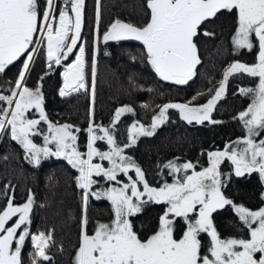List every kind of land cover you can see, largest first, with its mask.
<instances>
[{"label": "snow or ice", "instance_id": "6c2138e0", "mask_svg": "<svg viewBox=\"0 0 264 264\" xmlns=\"http://www.w3.org/2000/svg\"><path fill=\"white\" fill-rule=\"evenodd\" d=\"M63 5L58 8L56 0H45V8L41 11L39 0H0V74L21 62L8 94L0 92V134L10 135L11 140L23 148L26 159L36 166L49 157L64 159L78 173L76 182L83 190L85 206L89 196L111 202L113 219L109 223H98L91 234L87 230V216H83L74 264H264V207L253 211L235 205L222 191L224 180L220 170L222 163L230 161L235 166L236 176L258 173L264 180V138L257 140L264 136V0H145L147 18L141 25L119 19L113 22L103 34V41L140 42L156 75L176 85H185L196 75L197 65L201 63L196 42L201 26L222 11L236 16L237 28L232 38L235 47L248 50L258 47L257 62L251 66L239 62L231 64L214 95L202 105L191 106L190 102L164 104L153 116L150 129L139 122L133 123L128 130L129 143L123 147L117 143L110 128L90 122L86 130V152H81L77 144L76 133L81 130L67 123L50 121L41 86H27L34 56L46 44L49 69L75 56L64 65L59 95L64 97L81 90L88 91L85 47L79 43L85 0H63ZM96 5L98 26L100 0H96ZM203 35L214 33L205 30ZM77 48L78 53L74 52ZM234 73H246L259 81L255 89H240L241 94L252 96L247 109L239 113L246 135L223 151L208 152L209 166L200 171L192 162L177 164L169 161L164 167L170 170L173 182H164L160 187L150 186L143 170L124 154V149L135 145L138 136L153 135L166 121L169 109H178L188 124L220 123L213 120L211 114ZM91 75L94 97L95 59ZM33 111L38 113V118H31ZM133 111L127 105L117 108L111 127H115L122 115ZM42 123L47 126L46 134L41 128ZM36 136L43 137L42 146L34 142ZM97 141H106L108 151H101ZM97 159L100 162H94ZM103 161L109 166L106 167ZM133 171L135 179L129 176ZM121 174L130 182L120 187L93 190L99 183L93 177L120 184L118 176ZM149 202L163 204L165 209L157 230L141 239L131 218L141 213ZM33 203L34 197L29 191L23 205H14L13 198L8 197L0 209V264H23L22 249L29 238L33 246L31 264H51L48 249L53 242L52 233L34 234L28 227ZM225 206L235 209L248 229L247 239L220 237L212 216ZM177 219L185 226L179 237L175 234ZM201 233L211 238L206 255L202 254Z\"/></svg>", "mask_w": 264, "mask_h": 264}, {"label": "trees", "instance_id": "16d2710c", "mask_svg": "<svg viewBox=\"0 0 264 264\" xmlns=\"http://www.w3.org/2000/svg\"><path fill=\"white\" fill-rule=\"evenodd\" d=\"M56 4L58 8L64 6L63 0H56ZM39 6L43 11L45 0H39ZM96 10V0H85L79 43L85 47L88 91L81 90L64 97L59 95L63 87L64 65L73 61L75 56L49 69L46 44L35 54L27 79L29 88L41 86L44 108L50 121L56 124L67 123L81 130L76 133L81 152L87 151L86 130L90 122L110 128L117 143L123 147L129 143L128 130L131 123L139 122L150 129L153 116L159 113L160 106L164 104L190 102L196 106L202 105L214 95L225 70L231 64L241 62L250 66L257 62L258 47L252 50L235 47L232 38L237 28L236 16L222 11L201 26V34L196 40L201 63L197 65L196 75L187 84L176 85L156 75L147 62L140 42L103 41V34L117 19L141 25L147 18L145 0H100L98 26ZM56 16L58 20V12ZM205 30L214 35H203ZM74 52L78 53V48ZM93 59L96 64L94 97L91 75ZM20 68L21 62H16L0 74V92L8 94L7 90ZM258 82V78L246 73H234L227 81L226 94L220 98L211 115L213 120L220 123L205 121L203 124H188L177 110L169 109L166 121L156 128L154 134L141 136L135 145L124 149V154L140 166L150 186L160 187L164 182H172L170 170L164 167L169 161H193L200 164L208 160V152L221 151L246 135L239 113L247 109L252 96L241 94L240 89H255ZM125 105L134 111L122 115V120L112 128L116 109ZM30 116L38 118V113L33 111ZM41 128L46 134L47 126L42 123ZM33 139L38 145H43L42 136ZM97 147L101 151H108L106 141H97ZM129 174L135 175L134 172ZM77 175V171L62 158L42 159L41 164L36 166L26 159L23 148L11 140L10 135H4L0 140V209L5 206L8 197L13 198L14 205L25 203L31 191L34 203L28 227L31 233H52L53 242L48 249V255L52 257L51 264H74L81 220L85 214L90 234L98 223L113 219L109 200L89 196L87 205L83 204V190L77 186ZM226 179L222 191L235 205L253 211L264 205V185L258 173H245L242 176L233 173L229 178L226 176ZM164 209L163 204L149 202L141 213L131 218L134 229L143 239L157 230ZM212 220L221 238H248V229L232 206L218 209L213 213ZM184 227V223L178 219L175 227L177 237L182 234ZM203 235L200 236L202 254H208L210 240ZM32 251L29 238L22 249L23 264H31Z\"/></svg>", "mask_w": 264, "mask_h": 264}, {"label": "rangeland", "instance_id": "374dc122", "mask_svg": "<svg viewBox=\"0 0 264 264\" xmlns=\"http://www.w3.org/2000/svg\"><path fill=\"white\" fill-rule=\"evenodd\" d=\"M58 21V20H57ZM36 56V55H35ZM35 56H34V59H35ZM236 63V62H235ZM239 63H241V62H239ZM251 66V65H250ZM226 86H227V83H226ZM226 86H225V92H224V94L222 95V97L226 94V92H227V89H226ZM219 102V101H218ZM217 102V103H218ZM175 103H178V102H175ZM186 103H188V102H186ZM217 105V104H216ZM191 106H196V105H193V104H191ZM198 106V105H197ZM174 110H177L178 112H179V110L178 109H174ZM125 114H127V113H125ZM212 115V114H211ZM122 117L123 116H121V118H120V121L122 120ZM119 121V122H120ZM133 123H135V122H133ZM133 123H131L129 126L131 127V125L133 124ZM193 123H195V122H193ZM159 126H161V125H159ZM145 128H146V126H145ZM4 136V134H2V136H1V134H0V140L2 139V137ZM141 136H138L137 137V139L138 138H140ZM260 138H264V136H261V137H257V140H259ZM241 147H242V145H241ZM224 149H222L221 151H223ZM94 162H98V159L97 160H95ZM187 162V161H186ZM189 162H192L195 166H196V170L197 171H200V170H202L203 168H205V167H208L209 166V164H208V160H203V162H201L200 164L199 163H195V162H193V161H189ZM175 163H177V164H183V163H185L184 161H178V162H175ZM106 167L107 166H109L108 165V163L107 164H105V163H103ZM235 166L234 165H232L231 164V162L230 161H225L224 163H222L221 164V166H220V170H221V172H222V174H223V176H222V179L223 180H225L226 179V176L229 178L230 176H231V174H233V173H235ZM134 172V171H133ZM135 173V172H134ZM182 175V174H181ZM129 176H131L133 179H135L136 177H135V175H131V174H129ZM94 179H97L98 181L100 180V179H102V178H97V177H93ZM171 178L173 179V176L171 175ZM118 180L121 182L120 184H117L116 182H109V181H107V180H105V179H103V181H99V183L98 184H96V185H94L93 186V190L94 191H101V190H106L107 188H110V187H113V186H115V187H120V186H122V184L123 183H129L130 181L128 180V177L127 176H124L123 174H121V175H119L118 176ZM227 180V179H226ZM173 182V181H172ZM172 182H170V183H172ZM262 182H263V185H264V180H262ZM102 183V185H99V184H101ZM169 183V182H168ZM95 187V188H94ZM141 190H142V185H141ZM102 199H104V198H102ZM144 199H147V197H144ZM27 202V201H26ZM25 202V203H26ZM24 203H22V204H20V205H23ZM19 205V206H20ZM148 206V203L147 204H145L144 205V207H143V209H145L146 207ZM262 207H264V205L262 206ZM259 210V209H258ZM164 212V211H163ZM178 220V219H177ZM110 221H108V222H105V223H109ZM181 222H183L182 220H181ZM104 223V222H103ZM175 227H176V225H175ZM35 234V233H34ZM203 234H205V233H201V235L200 236H202ZM220 235V234H219ZM204 236V235H203ZM205 237H207L209 240H211V238L207 235V234H205ZM221 237V236H220ZM200 238V237H199ZM143 239V238H142ZM146 239V238H145ZM224 239V238H223ZM225 239H228V238H225ZM206 255V254H205Z\"/></svg>", "mask_w": 264, "mask_h": 264}, {"label": "flooded vegetation", "instance_id": "af4514ba", "mask_svg": "<svg viewBox=\"0 0 264 264\" xmlns=\"http://www.w3.org/2000/svg\"><path fill=\"white\" fill-rule=\"evenodd\" d=\"M175 234H177L176 232H175ZM152 235V234H151ZM150 236V235H149ZM177 236V235H176ZM141 237V236H140ZM141 239H142V237H141Z\"/></svg>", "mask_w": 264, "mask_h": 264}, {"label": "water", "instance_id": "95a60500", "mask_svg": "<svg viewBox=\"0 0 264 264\" xmlns=\"http://www.w3.org/2000/svg\"><path fill=\"white\" fill-rule=\"evenodd\" d=\"M33 64V63H32ZM31 68H32V65H31ZM1 136H2V134H1Z\"/></svg>", "mask_w": 264, "mask_h": 264}]
</instances>
